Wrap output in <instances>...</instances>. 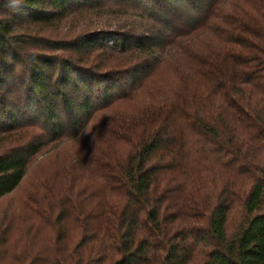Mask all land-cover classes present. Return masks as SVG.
Instances as JSON below:
<instances>
[{
    "label": "trees",
    "instance_id": "trees-1",
    "mask_svg": "<svg viewBox=\"0 0 264 264\" xmlns=\"http://www.w3.org/2000/svg\"><path fill=\"white\" fill-rule=\"evenodd\" d=\"M0 144V264H264V0H0Z\"/></svg>",
    "mask_w": 264,
    "mask_h": 264
},
{
    "label": "rangeland",
    "instance_id": "rangeland-1",
    "mask_svg": "<svg viewBox=\"0 0 264 264\" xmlns=\"http://www.w3.org/2000/svg\"><path fill=\"white\" fill-rule=\"evenodd\" d=\"M1 144H0V148H1ZM46 158L39 157L36 161H34L30 167L29 170V178L31 177L32 173H34L35 171H37V169L39 168V166L41 165V163L45 160ZM24 193V190L21 189L18 192H16L15 194H13L12 196H10L9 198H7L6 200L0 202V214L4 211L2 208L5 206H8L10 208L14 209H18L19 206V200L22 197Z\"/></svg>",
    "mask_w": 264,
    "mask_h": 264
}]
</instances>
